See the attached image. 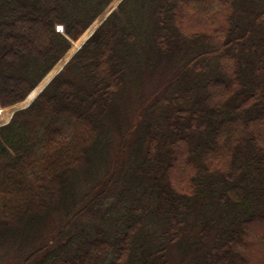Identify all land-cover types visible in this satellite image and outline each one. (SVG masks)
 Instances as JSON below:
<instances>
[{"label": "trees", "instance_id": "trees-1", "mask_svg": "<svg viewBox=\"0 0 264 264\" xmlns=\"http://www.w3.org/2000/svg\"><path fill=\"white\" fill-rule=\"evenodd\" d=\"M111 1L0 0V105ZM172 249L264 264V0H121L0 126V264H170Z\"/></svg>", "mask_w": 264, "mask_h": 264}, {"label": "bare ground", "instance_id": "bare-ground-1", "mask_svg": "<svg viewBox=\"0 0 264 264\" xmlns=\"http://www.w3.org/2000/svg\"><path fill=\"white\" fill-rule=\"evenodd\" d=\"M119 0H114L112 4L86 29V31L82 34V36L73 43L70 50L66 53V55L47 73V75L43 78V80L28 94L27 98L19 102L15 105H11L9 107L1 108L0 107V124L7 122L13 111L27 105L31 99L35 96L36 93L49 81V79L56 73L63 63L68 59V57L81 45V43L92 33V31L97 27V25L101 22V20L105 17L108 10L113 7Z\"/></svg>", "mask_w": 264, "mask_h": 264}, {"label": "rangeland", "instance_id": "rangeland-1", "mask_svg": "<svg viewBox=\"0 0 264 264\" xmlns=\"http://www.w3.org/2000/svg\"><path fill=\"white\" fill-rule=\"evenodd\" d=\"M113 1H114V0H112V1L108 4L107 7H109V6L112 4ZM119 2H120V0H119V1H118L113 7H111L110 9H113V10L116 9V7H117V5H118ZM107 7H106V8L100 13V15H101V14L107 9ZM110 9H109V10H110ZM109 10H108V12H109ZM108 12H107V13H108ZM107 13H106V15H107ZM100 15H99V16H100ZM106 15H105V17H106ZM99 16H98V17H99ZM98 17H97V18H98ZM105 17H104V18H105ZM97 18H96V19H97ZM104 18L101 20V22L104 20ZM96 19H95V20H96ZM95 20H94V21H95ZM94 21H93V22H94ZM93 22H92V23H93ZM101 22H100L99 24H101ZM92 23H91V24H92ZM91 24H90V25H91ZM99 24H98V25H99ZM90 25H89V26H90ZM98 25H97V27H98ZM89 26H88V27H89ZM88 27H87V28H88ZM97 27H96V28H97ZM87 28H86V29H87ZM96 28H95V29H96ZM86 29H85V31H86ZM95 29H94V30H95ZM94 30H93V31H94ZM85 31H84V32H85ZM93 31H92V32H93ZM84 32H83V33H84ZM83 33H82V34H83ZM82 34L79 36V38L82 36ZM91 34H92V33H91ZM91 34H90V35H91ZM90 35H89V36H90ZM89 36H88V37H89ZM88 37H87V38H88ZM79 38H78V39H79ZM87 38H86V39H87ZM78 39H77V40H78ZM86 39H85V40H86ZM77 40L71 41L70 48H71V46L73 45V43H74L75 41H77ZM85 40H84V41H85ZM84 41H83V42H84ZM83 42H82V43H83ZM82 43H81V45H82ZM81 45H80V46H81ZM70 48L66 51V53L70 50ZM77 50H78V48H77V49H76L71 55H73ZM66 53H65V54H64V55L58 60V62H59V61H60V60L66 55ZM58 62H57V63H58ZM57 63H56V64H57ZM64 63H65V62H64ZM56 64H55V65H56ZM55 65H54V66H55ZM54 66H53V67H54ZM53 67H52V68H53ZM54 74H55V73H54ZM54 74H53V75H54ZM46 75H47V74H46ZM46 75H45V76H46ZM45 76H44V77H45ZM52 78H53V76H52ZM52 78H51V79H52ZM51 79H49V81H50ZM42 80H43V79H42ZM42 80H41V81H42ZM41 81H40V82H41ZM49 81H48V82H49ZM153 86H154V83H153L152 81L149 82L148 80H146V86H145L144 95H147V93L150 92V91L153 89ZM146 92H147V93H146ZM145 93H146V94H145ZM26 98H27V96H26L22 101H24ZM22 101H19V102H22ZM19 102H17V103H19ZM17 103H14V104H12V105H15V104H17ZM10 106H11V105H10ZM0 107H1V108H5V107H9V106L2 107V106L0 105ZM25 107H26V105L23 106V107H20V108H18V109H16V110H19V109H22V108H25ZM16 110H14L13 113H14ZM13 113H12V115H13ZM12 115H11V117H12ZM11 117H10V119H11ZM10 119H9L7 122H5V123L0 124V126H1V125H4V124H6V123H8V122L10 121ZM61 202H62V205H61ZM61 202H58V203H57V205L60 207V209H61L62 207L64 208V205L66 204V203H65V200H61ZM49 223H50V217H49V220H48V224H49ZM5 245H6L5 250H7V249H9V248H11V247L14 248V247L16 246V245H15V240H13V239H8L7 241H5ZM170 247H171V246H170ZM171 251H172V256H170V264H182V263H181V260L179 259V258L181 257V253H178L177 249H175V251H173V249H172ZM180 252H181V251H180Z\"/></svg>", "mask_w": 264, "mask_h": 264}, {"label": "water", "instance_id": "water-1", "mask_svg": "<svg viewBox=\"0 0 264 264\" xmlns=\"http://www.w3.org/2000/svg\"><path fill=\"white\" fill-rule=\"evenodd\" d=\"M120 1H121V0H120ZM107 8H108V7H107ZM112 11H113V9H110L109 12L107 13L106 17H107V16L110 14V12H112ZM106 17H105V18H106ZM105 18H104V19H105ZM92 33H93V32H92ZM79 47H80V46H79ZM79 47H78V49H79ZM71 56H72V55H70V56L68 57V59L65 61V63H63V65L61 66V68H60L56 73H58V72L62 69V67L66 64V62L71 58ZM56 73H55V74H56ZM55 74H54V75H55ZM54 75H53V76H54ZM51 78H52V77H51ZM51 78H50V79H51ZM39 83H40V82H39ZM39 83H38V84H39ZM47 83H48V82H47ZM47 83H46V84H45V85H44V86L38 91V93L41 92V90L47 85ZM38 84H37V85H38ZM37 85H36V86H37ZM36 86H35V87H36ZM35 87H34V88H35ZM34 88H33V89H34ZM38 93H36L35 96H36ZM27 96H28V95H27ZM35 96L31 99V101L35 98ZM31 101H30V102H31ZM30 102L26 105V107L30 104Z\"/></svg>", "mask_w": 264, "mask_h": 264}]
</instances>
